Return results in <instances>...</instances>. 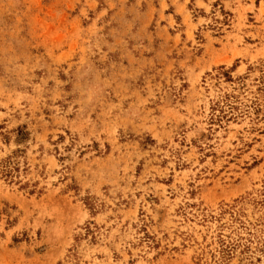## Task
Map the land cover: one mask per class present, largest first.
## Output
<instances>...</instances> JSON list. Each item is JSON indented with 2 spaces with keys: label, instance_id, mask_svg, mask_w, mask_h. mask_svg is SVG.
Segmentation results:
<instances>
[{
  "label": "rangeland",
  "instance_id": "1",
  "mask_svg": "<svg viewBox=\"0 0 264 264\" xmlns=\"http://www.w3.org/2000/svg\"><path fill=\"white\" fill-rule=\"evenodd\" d=\"M0 264H264V0H0Z\"/></svg>",
  "mask_w": 264,
  "mask_h": 264
}]
</instances>
